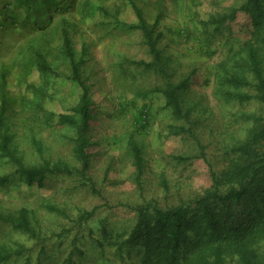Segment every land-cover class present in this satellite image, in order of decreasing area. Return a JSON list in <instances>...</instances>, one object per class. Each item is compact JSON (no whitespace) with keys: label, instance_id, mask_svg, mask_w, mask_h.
<instances>
[{"label":"rangeland","instance_id":"1","mask_svg":"<svg viewBox=\"0 0 264 264\" xmlns=\"http://www.w3.org/2000/svg\"><path fill=\"white\" fill-rule=\"evenodd\" d=\"M132 1L149 25L159 21L163 62L173 83L186 84L180 95L190 121L157 91L166 80L150 65L144 33L130 26L139 22ZM245 1L68 0L42 25L12 28L0 40V117L28 164L47 159L79 166L75 128L59 123L61 114L76 115L82 94L67 35L90 89L89 175L97 190L78 174L49 175L44 186L15 180L0 187V213L17 217L26 210L43 238L45 264H70L71 255L75 264H132L134 256H120L104 229L130 232L139 205L170 207L203 192L212 170L225 168L229 149L246 137L249 116L264 118L256 99L241 104L221 91L252 21L244 12L224 24L215 19ZM14 170L0 155V175ZM87 211L94 213L78 224ZM42 243L0 221V247L27 249L10 264H37Z\"/></svg>","mask_w":264,"mask_h":264},{"label":"trees","instance_id":"2","mask_svg":"<svg viewBox=\"0 0 264 264\" xmlns=\"http://www.w3.org/2000/svg\"><path fill=\"white\" fill-rule=\"evenodd\" d=\"M65 2L68 0H18L13 9L26 8L25 16L20 19L16 13H8L0 24V29H3L0 40L12 28L42 25L55 11L62 10ZM132 4L139 22L130 26L142 30L153 58L150 65L166 80L165 86L157 88V91L165 95L167 105L173 108L178 117L190 121V111L184 110L180 95L186 84L184 81L173 83L163 62L159 48L162 38L158 30L159 21L157 19L153 25H149L141 9L134 1ZM239 12L250 16L251 36L235 52L233 69H225L221 91L228 100L241 104L256 99L264 109V0H246L215 21L224 24L234 20ZM65 46L73 68V78L81 87L82 94L74 108L76 115L61 114L59 123L75 128L74 153L79 166L47 159L28 164L14 149L13 138L4 129L1 116L0 155L12 163L15 170L0 175V187H6L15 180H21L30 187L44 186L49 175L78 174L83 185L97 190L96 182L89 175L91 154L88 150V131L93 118L90 89L80 72V63L74 59L68 35ZM244 87L253 89L254 93ZM249 119L252 121L251 128L245 138L229 149L226 167L219 171L212 170L211 186L194 198L174 206L161 207L154 203L139 205L136 208V222L130 232L104 229L112 237L120 256H134L132 264H264V118L253 114ZM136 164L141 173L142 158L138 154ZM49 208L63 213L54 206ZM93 213H83L76 222L82 223V219H87ZM0 221L32 234L39 243L43 242L33 218L26 210L17 217L0 213ZM45 251L43 242L37 264H45ZM76 251L83 254L78 248H75ZM25 253L27 249L23 245L2 246L0 264H10L15 256ZM68 261L75 264L72 255Z\"/></svg>","mask_w":264,"mask_h":264},{"label":"crops","instance_id":"3","mask_svg":"<svg viewBox=\"0 0 264 264\" xmlns=\"http://www.w3.org/2000/svg\"><path fill=\"white\" fill-rule=\"evenodd\" d=\"M18 0H0V24L2 23L4 17L6 15L16 13L18 17L25 16V11H27L26 8L21 9H13V6L17 4ZM13 9V10H12ZM7 25V24H6ZM3 29H0V37L2 36Z\"/></svg>","mask_w":264,"mask_h":264}]
</instances>
